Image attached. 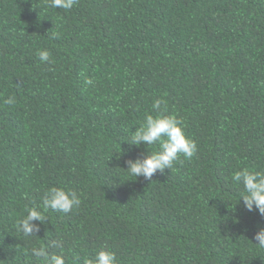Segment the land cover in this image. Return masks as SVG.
Here are the masks:
<instances>
[{"label": "trees", "instance_id": "16d2710c", "mask_svg": "<svg viewBox=\"0 0 264 264\" xmlns=\"http://www.w3.org/2000/svg\"><path fill=\"white\" fill-rule=\"evenodd\" d=\"M156 99L197 152L136 178L126 162L158 144L124 140ZM245 168L264 172V0H0V264H39L40 246L65 264L102 248L117 264H264V216L231 179ZM52 187L79 208L43 210ZM31 207L45 221L25 237Z\"/></svg>", "mask_w": 264, "mask_h": 264}, {"label": "clouds", "instance_id": "9594fccd", "mask_svg": "<svg viewBox=\"0 0 264 264\" xmlns=\"http://www.w3.org/2000/svg\"><path fill=\"white\" fill-rule=\"evenodd\" d=\"M78 0H50V5L55 9H72ZM53 33V37H55ZM38 58L42 63L51 64V54L47 49L39 50ZM86 84L91 85L93 81L86 79ZM4 103L11 105L14 103V97H10ZM164 103L161 99H156L153 104V110L157 115L151 114L145 117L144 122L136 127L131 136L124 140L129 145L139 147L142 143L148 147L157 145L158 149L147 153L143 158L128 160L125 169L129 175L134 177L143 176L151 180L153 175L159 171L163 173L165 169H171L174 161L179 155L186 159H191L197 152L196 142L188 137L184 131L183 122L175 114H164L160 112L161 105ZM166 111V110H165ZM232 182L236 185H242V197L244 207L252 211L255 207L259 213L264 216V172H252L247 168L236 171L232 177ZM81 200L77 193L60 187L50 188L42 201L40 207L43 210L51 209L56 212L69 213L73 209H78ZM27 215L18 223L17 231L25 237H31L39 232L40 225L44 223L45 216L37 207L26 209ZM39 221L40 223H34ZM256 245L264 248V228H260L254 236ZM54 246L62 249V242L57 240L53 242ZM31 255L36 258L39 264H65V258L61 250L60 254L49 253L46 247L31 248ZM84 264H117L115 252L101 249L96 252L92 258L86 259Z\"/></svg>", "mask_w": 264, "mask_h": 264}]
</instances>
